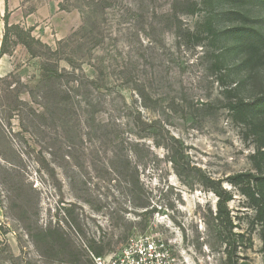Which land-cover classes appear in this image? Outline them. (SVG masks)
I'll return each instance as SVG.
<instances>
[{
    "label": "rangeland",
    "instance_id": "1",
    "mask_svg": "<svg viewBox=\"0 0 264 264\" xmlns=\"http://www.w3.org/2000/svg\"><path fill=\"white\" fill-rule=\"evenodd\" d=\"M201 1L0 0L3 33L8 9L10 25L43 43L33 56L12 35L0 58V264H70L80 256L88 264L93 247L109 255L145 235L177 264H264L261 227L229 183L238 173H264V156L253 158L264 125L230 109L236 99L264 97V65L250 73L232 36L205 38L204 6L189 4ZM213 5L219 30L238 24L226 14L235 10L264 29L260 2ZM171 11L173 24L162 17ZM95 22L96 46L85 38ZM78 40L85 46L73 52ZM65 41L59 56L44 48ZM66 56L81 67L75 77L49 79L43 66L52 70ZM101 71L106 91L79 87L82 76ZM257 120L264 124V106ZM181 149L187 164L177 169L170 159ZM211 182L232 197L230 223L216 219Z\"/></svg>",
    "mask_w": 264,
    "mask_h": 264
},
{
    "label": "trees",
    "instance_id": "2",
    "mask_svg": "<svg viewBox=\"0 0 264 264\" xmlns=\"http://www.w3.org/2000/svg\"><path fill=\"white\" fill-rule=\"evenodd\" d=\"M203 1V2H202ZM201 3L197 2H190V5H193L199 10V7L197 6H204L205 16V26L207 27L206 30V37L205 38H217L218 36L223 37H229L232 36L236 43L239 45L241 53H242V59H241V65L248 69V71L256 72L259 68V66L264 65V29L262 26H259V22H257L254 18H252L247 12L235 10V11H228L226 14L231 15L234 17L235 20L238 21V24L230 29L225 30H219L214 23L215 16L213 14V3L216 0H202ZM249 1V0H247ZM256 1L264 4V0H251ZM62 7V5H60ZM195 9V8H194ZM201 9V8H200ZM171 12H168L166 15L163 14L162 17H167V19H170V22L173 24V20L177 21V17L171 14ZM91 14V13H90ZM90 14H85L87 18L90 19ZM93 15V14H92ZM89 16V17H88ZM174 17V18H173ZM172 18V19H171ZM179 21V20H178ZM4 22H5V28L3 33V39L0 49V58H2L4 55L9 54V42L11 40V36L14 35L17 38V41L25 46V48L29 51V53L33 56H36L34 53V44H39L43 46V43L36 40L34 37H32L30 32L24 31L20 26L17 25H10L9 24V15H8V9L6 11V15L4 16ZM86 23V22H85ZM95 26V23H91ZM87 27V26H86ZM85 27V30H86ZM96 31L88 32L86 31L85 38L88 40H92L96 45L101 43V39H97L95 36H99L101 38L102 32H97V28L95 26ZM82 31V30H81ZM84 31V27H83ZM95 36H94V35ZM74 36H78V33H74ZM70 42V39H69ZM89 42V41H87ZM75 49L73 52H79L81 48H83L85 45L81 41H75ZM59 47L54 52L51 50L50 47L44 46V48L48 49L52 53V55H57L61 53H65L62 46L68 47L69 44L67 41L65 42H59ZM91 53V51H90ZM67 54V53H66ZM222 52L217 57L218 62L220 63V58L222 57ZM91 56V55H90ZM61 62H66L71 68L72 72L67 71L66 69H61L60 64ZM46 65V64H45ZM52 70L46 69V66H43V70L46 72V75L49 79H52L54 81H58L63 78L64 74H66L69 77H75L76 72L79 68L77 67L71 57H56L55 63L52 66ZM98 72V71H97ZM101 74V75H100ZM83 81L79 83V87L85 88L86 92H91V90H99V92L106 91L108 88V82L104 78V72L101 71V73H96L94 76H82L81 77ZM238 85L233 88V92L238 91ZM264 106V97L257 99L256 101H253L252 103L248 102L246 103L243 99H236L235 101H232L230 103V109L237 113L240 116H243V121L249 122V124L253 125L256 128L261 127L262 124L260 121L257 120V115L260 111V109ZM105 126V123H104ZM173 140L177 141L175 138H172ZM264 145V144H263ZM180 147H183V144L179 145ZM184 150L181 149V155L179 152H177L175 155H173L170 159V161L173 163V165L178 169L180 168V165L187 164V162L183 161L181 163V159L183 160L185 158ZM257 156H264V146H261L258 148L257 154L253 155V158H256ZM129 162V161H127ZM137 168H134V177L136 179V182H138L137 178ZM229 183L232 184L234 187L239 189L242 195L245 196V198L250 203L251 208L253 209V215H252V223L254 226L261 227L260 233H261V239L264 242V173L261 171H248V172H242L238 173L236 175H233L229 179ZM213 191L218 196V211H217V220L223 221L227 220L229 223L231 222V219L229 217V213L227 211V203L232 200V197L227 194V192L223 191L221 183L219 182H211L210 183ZM231 238L229 240V243L227 244V250L228 254L232 253L236 250V243L232 235V229L230 230ZM91 243L96 244L95 240H91ZM95 246H98L97 244ZM94 250V251H93ZM93 250L90 252V263L93 264V259L91 254L95 255L96 257L105 256L104 255V248L98 247V249L95 250L93 247ZM231 255V254H230ZM79 257V252L77 254ZM81 258V259H80ZM76 261H72L70 264H83L82 263V257Z\"/></svg>",
    "mask_w": 264,
    "mask_h": 264
},
{
    "label": "built area",
    "instance_id": "3",
    "mask_svg": "<svg viewBox=\"0 0 264 264\" xmlns=\"http://www.w3.org/2000/svg\"><path fill=\"white\" fill-rule=\"evenodd\" d=\"M91 256L93 264H177L163 242L146 235L132 240L116 253L101 257L93 254Z\"/></svg>",
    "mask_w": 264,
    "mask_h": 264
},
{
    "label": "crops",
    "instance_id": "4",
    "mask_svg": "<svg viewBox=\"0 0 264 264\" xmlns=\"http://www.w3.org/2000/svg\"><path fill=\"white\" fill-rule=\"evenodd\" d=\"M2 29H3V25H2V22H0V49H1L2 39H3V30Z\"/></svg>",
    "mask_w": 264,
    "mask_h": 264
}]
</instances>
